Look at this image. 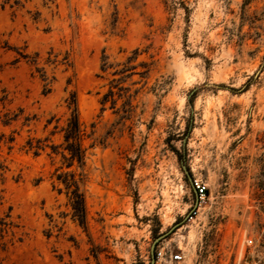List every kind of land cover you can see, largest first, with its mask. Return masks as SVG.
<instances>
[{"label": "rangeland", "instance_id": "obj_1", "mask_svg": "<svg viewBox=\"0 0 264 264\" xmlns=\"http://www.w3.org/2000/svg\"><path fill=\"white\" fill-rule=\"evenodd\" d=\"M171 227L154 264H264V0H0V264H150Z\"/></svg>", "mask_w": 264, "mask_h": 264}, {"label": "trees", "instance_id": "obj_2", "mask_svg": "<svg viewBox=\"0 0 264 264\" xmlns=\"http://www.w3.org/2000/svg\"><path fill=\"white\" fill-rule=\"evenodd\" d=\"M20 55L26 57L25 54ZM68 108L70 114L65 126L62 128L63 142L59 147H62L61 155L68 162V166L77 162L78 165L82 167L85 164L86 158L87 148L84 146V139L87 137V134L80 121L78 107L74 97L68 102ZM27 144L28 148L33 149L35 154L42 148L40 140L38 139L34 141L30 138ZM57 179L63 184L73 218L77 220L81 226L85 227L87 223V209L85 191L83 188L85 182L84 174H77L74 171H65L58 173ZM61 190L62 189H60V191Z\"/></svg>", "mask_w": 264, "mask_h": 264}, {"label": "water", "instance_id": "obj_3", "mask_svg": "<svg viewBox=\"0 0 264 264\" xmlns=\"http://www.w3.org/2000/svg\"><path fill=\"white\" fill-rule=\"evenodd\" d=\"M182 167H183V170L185 171V173L187 174L188 179L191 182V185L193 186L192 177L188 174L186 166L184 164H182ZM197 204H198V194L196 192L195 204H194L193 208L191 209V212L197 206ZM172 228L173 227L169 228L166 232H163V233L159 234L157 237L154 238V240H153V242L151 244V247H150V253H151V256H152L150 264H154L155 260H156L155 259V245H156V242H158L160 239L164 238L172 230Z\"/></svg>", "mask_w": 264, "mask_h": 264}, {"label": "built area", "instance_id": "obj_4", "mask_svg": "<svg viewBox=\"0 0 264 264\" xmlns=\"http://www.w3.org/2000/svg\"><path fill=\"white\" fill-rule=\"evenodd\" d=\"M193 187L200 195H202V193L204 192V187L196 179H194V181H193ZM160 255H161V252H158L157 253V257L160 256ZM174 258L175 259L180 258V255L179 254H175Z\"/></svg>", "mask_w": 264, "mask_h": 264}]
</instances>
